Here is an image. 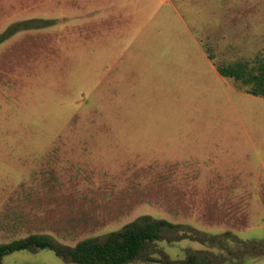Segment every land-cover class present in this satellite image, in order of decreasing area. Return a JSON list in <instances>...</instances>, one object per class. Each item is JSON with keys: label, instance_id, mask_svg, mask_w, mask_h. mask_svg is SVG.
Masks as SVG:
<instances>
[{"label": "rangeland", "instance_id": "obj_1", "mask_svg": "<svg viewBox=\"0 0 264 264\" xmlns=\"http://www.w3.org/2000/svg\"><path fill=\"white\" fill-rule=\"evenodd\" d=\"M237 62L264 63V0H0V244L74 246L142 215L184 227L128 264L232 262L196 232L264 240V98L218 71Z\"/></svg>", "mask_w": 264, "mask_h": 264}, {"label": "trees", "instance_id": "obj_2", "mask_svg": "<svg viewBox=\"0 0 264 264\" xmlns=\"http://www.w3.org/2000/svg\"><path fill=\"white\" fill-rule=\"evenodd\" d=\"M29 25L18 24L16 28ZM221 75L233 77L246 86V92L264 98V63L255 70L247 62L218 66ZM184 227L181 224L164 219H155L142 215L124 225L121 229L108 232L103 238L90 237L79 241L74 246L56 243L46 234H30L25 238L0 244V264H4V255L16 250L49 248L63 259L76 264H128L140 256L145 247L154 241L163 239V232ZM193 240L200 243H213L224 247L232 258L229 264H241L246 255H263L264 240L245 241L224 232L221 235L206 236L196 232ZM232 247H228L229 243ZM226 243V244H224ZM215 259V260H214ZM236 260V261H235ZM169 264H225L221 258H212L204 251L188 252L183 259L167 260Z\"/></svg>", "mask_w": 264, "mask_h": 264}]
</instances>
